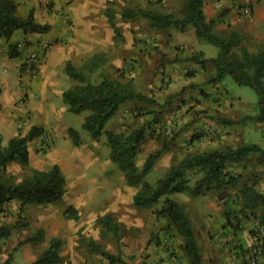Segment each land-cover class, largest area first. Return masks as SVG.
<instances>
[{"label": "rangeland", "instance_id": "374dc122", "mask_svg": "<svg viewBox=\"0 0 264 264\" xmlns=\"http://www.w3.org/2000/svg\"><path fill=\"white\" fill-rule=\"evenodd\" d=\"M14 1L22 18L33 15L39 23L52 21V29L46 33V38L51 39L50 48L59 50L65 67L67 62H71L95 84L105 78L125 84L131 82L132 89L147 99L121 105L97 140L83 129L89 112L74 114L65 105L63 126L54 135L47 131L39 137L38 156L33 159L36 166L29 164L23 167L16 162L8 164L3 174L11 183L31 177L34 171H49L58 165L66 180L67 192L57 203L28 205L23 212L20 202L15 200L0 209V227H13L10 236L0 241V264H6L10 256L8 264H32L54 241L58 242L59 248L58 259L52 264H158L154 258L158 259L167 252L170 255L168 264H189L181 236L166 218L156 214L166 199L177 201L188 214L202 257L205 256L206 260H214L215 263L223 260L225 249L246 233L254 237L252 248L258 240L256 230L264 228L263 212L259 208L243 207L240 190L247 184L264 193L262 155L250 154L242 162L228 164L224 181L231 178L235 181L220 188L214 185L200 194L195 193V187L202 174L189 172L185 177V191L169 192L149 208H138L133 204V197L140 187L128 185L124 172L110 157L107 132L129 135L133 130L145 127L146 138L140 144L136 166L142 171L150 155L161 151L145 178L146 182L155 185L170 167L196 153L245 145L264 148V125L254 119L259 112L258 94L250 86L237 84L230 75L214 82L217 69L212 62L200 67L201 81L193 84L190 90L177 89L167 97L168 102H155L154 75L150 72L167 57L160 50L161 40L183 35L185 43L177 44L172 52L183 54L193 51L191 55L194 54L198 61L205 60L206 56L217 58L219 49L198 40L192 28L186 32L174 27L153 30L148 19H125L122 12L145 9L183 19L189 0H93L101 6L94 19H103L108 24V35L104 33L96 37L100 43H88L81 34L86 21V12L81 10L86 7L83 0ZM224 1L239 6L236 12L226 4H220V10L214 13V0H204L207 16L211 15L207 21H215L213 31L222 37L237 31L241 43L234 50L236 53L241 47L255 54L264 51V0H250L258 10L248 16L243 14L237 0ZM72 4L73 9L69 10ZM256 11L260 15L254 17ZM75 21L79 23L77 33L79 31L80 35L77 37L73 30ZM14 38L25 40L22 31H17ZM91 40L95 41V38ZM17 42L9 43L8 48L12 45L18 49ZM84 43L85 47H81ZM92 59L96 65L93 69L88 67H92ZM64 79L65 91L77 84L68 77L65 68ZM198 98L208 102H193ZM71 129L79 135L77 145L70 135ZM200 207L202 213H195ZM68 210L73 217L67 216ZM107 215L112 216L120 227V238L104 228L102 220ZM40 232V239L29 241ZM101 250L112 256L114 261L105 257ZM166 261L164 257L161 262Z\"/></svg>", "mask_w": 264, "mask_h": 264}, {"label": "trees", "instance_id": "16d2710c", "mask_svg": "<svg viewBox=\"0 0 264 264\" xmlns=\"http://www.w3.org/2000/svg\"><path fill=\"white\" fill-rule=\"evenodd\" d=\"M122 16L125 19L145 18L150 21V28L163 30L177 28L186 31L193 27L196 36L203 41L219 48L217 58L198 61L197 57L190 60L205 66L212 62L217 69L214 82H220L225 76L230 75L239 85L252 87L259 96V112L254 118L264 125V51L257 54L241 47L240 52L234 50L240 46L241 38L237 31H232L228 37L217 35L213 31L214 22H208L204 11V0H189L183 19H177L173 15L157 14L145 9L124 10ZM220 21V19H218ZM217 21V22H218ZM52 25L38 23L33 15L22 18L18 13V4L14 0H0V39L10 41L17 31L23 33L50 32ZM9 55H17V46H9ZM95 59H92V63ZM96 67L95 63L92 67ZM65 72L69 78L77 84L64 91L63 102L69 111L81 114L85 111L89 115L85 118L83 129L93 139H99L104 133L107 123L116 115L121 105L132 100H146L147 97L135 92L130 83H122L113 79L105 78L100 83H92L83 73L82 69L67 62ZM45 130L33 126L29 133L23 136L19 133L10 140L7 146L0 143V209L15 200L20 202L23 212L28 205H45L61 201L65 196L66 180L58 165H54L49 171H34L31 177L19 183H11L3 174L8 164L19 163L23 167L30 164L29 143L41 137ZM70 135L77 145L80 142L76 130L71 129ZM146 138L145 127L133 130L129 135L107 132V139L111 149L110 157L124 172L128 185L140 187L133 197V204L138 208H149L157 204L160 199L169 192H183L186 187V175L189 172L202 174L195 187V193L200 194L204 190L215 187L220 188L223 184L233 183L234 178L228 182L225 179V169L228 164L244 161L250 154H260L264 157V148L259 145H245L225 150H213L196 153L187 157L177 165L170 167L166 175L157 181L155 185L145 181L146 176L152 170L154 163L161 151L154 152L147 159L143 170L139 171L136 159L140 144ZM225 182V183H224ZM242 205L247 209H261L262 223H264V193L257 191L253 186L244 185L240 190ZM158 217L166 218L170 226L176 229L183 240V250L189 264H203V257L196 239L195 231L188 214L184 208L173 199H166L163 207L156 212ZM68 217H73L71 210L67 211ZM104 228L120 238L121 229L113 217L107 215L102 220ZM20 226H25L19 223ZM18 224H15V227ZM10 226L0 227V241L8 238L11 234ZM42 233L30 238L29 241L40 239ZM59 244L52 242L51 246L32 264H52L58 259ZM99 249V248H98ZM103 255L114 261V258L105 251ZM10 258L6 262L8 264Z\"/></svg>", "mask_w": 264, "mask_h": 264}, {"label": "crops", "instance_id": "0c3cea01", "mask_svg": "<svg viewBox=\"0 0 264 264\" xmlns=\"http://www.w3.org/2000/svg\"><path fill=\"white\" fill-rule=\"evenodd\" d=\"M83 2L86 7L81 10L86 12V14H84L86 21L82 25L85 29L81 34L83 33L88 43H100L96 37L98 35L103 36L104 33L108 35V24H105L103 19L96 20L93 17L94 15H98V9H101V6L96 5L93 0H83ZM237 2L241 7L244 5L250 6L252 13L258 10V6L251 4L250 0H237ZM213 4L216 5L214 13L220 10V4H226L227 7H231L230 9L232 12H236L239 7L232 6L224 0H214ZM72 7L73 4L69 6V10ZM33 9L34 8L30 11L32 12ZM204 11L206 19L209 20L211 15L207 16L205 8ZM257 14L258 16L260 15L256 11L254 17L257 16ZM41 24H52V21ZM249 26L250 25H248V27ZM78 27L79 23L75 21L73 28L75 37L80 35L79 31L77 33ZM191 28L196 35L193 27H189L188 30L190 29L191 31ZM23 34L25 40H16L12 37L9 42L13 43L18 41L16 43L18 45L17 56H21V58H17V56L11 57L8 54L9 43L5 39H0V143L2 146H7L10 140L15 138L19 133L23 136L27 135L33 126L41 127L45 132L49 131L51 135H54L57 133L58 128L63 126L65 120L64 113L66 108L63 102V93L65 91L63 89L65 83V64L63 58L60 57L58 49L55 50L49 47L51 39L46 38V34ZM92 38H95V41H92ZM197 39L200 40L198 37ZM76 41L78 44L80 43L78 39H76ZM26 42H28V44H26ZM183 43H185V37L183 35H174L172 39L166 38L160 41V45L162 44L160 50L166 54L167 57L163 62L161 61L156 64L150 72L151 75H154L153 88L156 90L155 102H168L167 97L172 96L177 89L186 90L185 92H187L193 84H197L201 81V66L190 60L194 55H191L193 51L183 54L180 52H172L177 44L183 45ZM203 43L209 44L206 41H203ZM84 45L85 43L82 44L81 47H85ZM40 51L41 54L39 53ZM33 52H36L38 56L34 66L35 69L33 68V74H36L35 77L31 72L25 69V61ZM152 56H154V54ZM160 58L163 60V57ZM205 59H211V57L206 56ZM150 85L151 84H149V86ZM40 96H42L41 99H39ZM59 97L61 102H59ZM185 100L186 98L183 102ZM193 102L208 101L198 98V101ZM40 143L41 138L35 139L29 143L30 164H32V166H36L33 163V159L36 155L38 156L37 150ZM89 201L92 202L90 197ZM64 209L65 208H63V211ZM202 211L203 209L200 207L198 210H195V213H202ZM248 234L249 233L239 236L240 239H236L233 246L229 249H225L223 260L215 263L214 260H206L204 256L203 264H246L247 251L254 244V237L252 234H250V236H248ZM164 257L167 258V261L162 263L161 261L164 260ZM169 257L170 255L167 252L164 255L161 254L158 259L155 257L154 260L158 262V264H168V260L170 261ZM209 257L213 258V256Z\"/></svg>", "mask_w": 264, "mask_h": 264}, {"label": "built area", "instance_id": "2783aa9c", "mask_svg": "<svg viewBox=\"0 0 264 264\" xmlns=\"http://www.w3.org/2000/svg\"><path fill=\"white\" fill-rule=\"evenodd\" d=\"M241 10L245 16L252 13V9L248 5L241 7ZM38 56L35 52L31 53L25 61V69L31 74L34 73L33 68L37 62ZM34 75V74H33ZM258 233V240L256 244L247 251L248 264H264V228L256 230Z\"/></svg>", "mask_w": 264, "mask_h": 264}]
</instances>
